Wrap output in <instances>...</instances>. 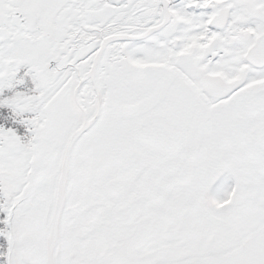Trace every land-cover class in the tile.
<instances>
[{"label": "snow or ice", "instance_id": "6c2138e0", "mask_svg": "<svg viewBox=\"0 0 264 264\" xmlns=\"http://www.w3.org/2000/svg\"><path fill=\"white\" fill-rule=\"evenodd\" d=\"M0 264H264V0H0Z\"/></svg>", "mask_w": 264, "mask_h": 264}]
</instances>
